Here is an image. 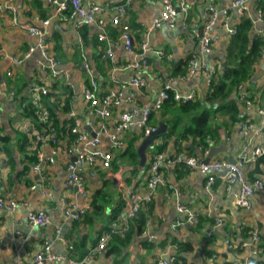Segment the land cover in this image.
Wrapping results in <instances>:
<instances>
[{
  "label": "crops",
  "instance_id": "0c3cea01",
  "mask_svg": "<svg viewBox=\"0 0 264 264\" xmlns=\"http://www.w3.org/2000/svg\"><path fill=\"white\" fill-rule=\"evenodd\" d=\"M123 1L80 0L83 7L92 4L103 7L95 18L103 19L107 24V39L99 41L95 22L80 23L79 18L68 15L64 19L56 12V5L52 0H0V3L13 8L0 12V132L10 136L9 153L13 157L10 161V157L0 149V197L18 202L11 211L0 209V264H10L16 257L20 258L21 264H30L34 251L42 249L45 242L50 245L52 254L65 260L63 263L46 264H67L65 262L68 259L82 258H76V253L73 249L70 250L68 245L76 246L81 243L84 245L81 250L87 253L96 245L98 236L111 221L125 217L126 208L123 203L121 212L116 218H112L114 204L121 197L124 200L132 192L146 193V179L150 176L149 157L156 142H159L156 137L153 146L147 149V167L146 163L145 167H139L138 160L134 165L119 163L115 168L96 167L93 174L84 173L87 196L84 198L75 188L65 185L67 162L76 155V151L68 152L73 144L71 141L63 139L55 146L40 135H34V146L27 145L25 153L18 150V136L32 123L21 114L19 104L14 101L16 89L23 87L19 93L24 94L27 88L31 100L35 95L42 98L43 88L47 92L51 89L61 93V104L70 93L69 107L80 119L79 131L93 137L94 135L86 129L89 125L91 131L98 136L100 146L110 151L109 147L115 145L112 138L119 114L130 105L123 104L114 108L109 118L89 116L86 112L87 101L83 95L84 85L89 79L86 80L83 62L86 61L93 70L100 91L110 87L115 81L141 78L142 86H129L123 91L124 97L129 94L133 99L131 107H150L162 85L166 83L179 92L190 89L203 92L205 84L199 74L178 72L184 71L178 69L182 68L184 60L187 61L192 54L199 53L197 41L192 33L193 27L202 24L203 10L207 6H214L218 11L229 9L228 23L234 26H237L242 16L230 7L232 0H186L189 8L185 13L180 11L176 15L173 28L162 25L148 30V24L160 16L163 8L161 0H134L127 6L126 15L120 24H112L110 19L113 13L107 6L113 8ZM258 10L255 2L249 1L245 15L251 21L250 37L260 35L264 40V21L258 18ZM46 19L49 22L44 25L43 21ZM218 19L216 29L220 33V39L214 44L210 54L201 56L202 61H209L215 68L226 64V45L230 36ZM121 24H127L130 29L132 52L124 48L120 38ZM26 25L40 31L43 42L47 44L48 57L58 63V68L49 66L37 48L39 37L30 35L23 27ZM143 42L147 44L148 52L142 51ZM29 46H35L36 49L25 58L24 54ZM107 47L111 49L112 57L104 58L102 54ZM155 50L163 51V54L157 55ZM17 57L22 58V63L12 66L13 75L9 77L5 74L6 69L11 66L12 58ZM143 57L150 62L149 70H135L129 66L134 59L140 60ZM260 60L251 79L253 88L264 84V58ZM114 63L116 67L112 65ZM13 83L16 89L11 87ZM259 91L255 99L264 107V97L259 98ZM43 110L47 111L48 120V110L44 106ZM154 111L156 110L152 112ZM55 113L57 119H68V115L62 112ZM216 118L219 122L218 139L211 138L205 150H201L202 146L194 144L190 138L183 140L181 146L176 145L175 139L170 138L166 141L163 151L172 154V157L181 154L184 158L196 157L204 160L212 147L222 146L213 153L210 160L234 159L239 151L241 138L234 126L227 133V129L222 125L224 121L218 115ZM132 131L141 134L138 144L146 136L142 130ZM118 137L116 136L115 140H118ZM77 148L81 146L78 145ZM32 154H35L36 159L41 154L52 161L44 162L40 173L32 172V163L26 159V155ZM12 162L13 164H10ZM176 165L182 167H173ZM164 166V182L156 188L151 199L142 202L140 207L144 229L137 232L134 224V220L140 217L139 210L135 217L128 218V229L130 224L133 225L127 242L122 245L120 240L111 238L105 248L91 259V264H149L159 256L174 255L178 241L185 246V250L180 254L187 264H248L252 258L260 256V253L251 256L249 249L242 247V243L251 241L256 234L259 236L258 246L263 248L264 166L259 174L263 188L254 191L246 207L235 204V193L240 186L230 183L223 170L206 174L198 168L186 167L179 162ZM248 171L249 169L244 170L245 175ZM209 175L214 180L207 185ZM32 185L34 188H31ZM102 191H105L106 195L102 194ZM101 194L109 200H103ZM93 202L95 205L103 204V208L95 209ZM177 203L192 212L196 220L194 224L185 221L184 215L178 216ZM86 204L89 206L87 220L75 222L78 220H71L63 214L66 207L81 209L85 208ZM41 210L48 216L49 223L45 226H31L28 223V214ZM178 219L183 222L177 224Z\"/></svg>",
  "mask_w": 264,
  "mask_h": 264
},
{
  "label": "built area",
  "instance_id": "2783aa9c",
  "mask_svg": "<svg viewBox=\"0 0 264 264\" xmlns=\"http://www.w3.org/2000/svg\"><path fill=\"white\" fill-rule=\"evenodd\" d=\"M56 5V12L61 14L65 19L67 15L69 17L79 18L80 23L90 24L92 22L96 23L98 33L97 39L103 41L107 39L106 25L103 19H96V15L100 14L103 10L102 5L92 4L90 6H82L80 0H52ZM134 0H124L121 4L110 7L107 6V9H111L113 16L110 19L112 24H120L121 19L126 15L127 6ZM249 1L256 2L257 0H232L231 8H234L238 13L244 15L247 10V5ZM163 3V8L160 12L158 19L152 20L148 24V30H154L162 25H165L169 28H173L176 24V15L181 12H186L189 8L186 0H161ZM13 10V8L7 4L0 3V12L4 9ZM67 12V14H65ZM258 18L264 21V13L259 9ZM204 21L202 24H199L192 29L194 38L197 41L199 47V53L197 55L192 54L187 60L186 73L189 75L199 74L205 87L210 86L211 79L216 71V68L212 66L209 61L201 60V56H206L211 53L213 50L214 44L219 41L220 33L216 29V22L221 20L224 30L228 35H233L236 33V26L228 23L230 11L229 9H223L218 11L214 6H207L203 10ZM107 19V18H106ZM49 20L46 19L43 21V24H48ZM25 30L30 35H36L39 37V43L37 48L41 52L42 56L46 58L50 67H55L58 63L52 58L48 57V48L47 44L43 42L42 34L40 31L29 25L23 26ZM120 38L123 41L124 48L128 52H132L133 41L130 34V29L127 24H121ZM142 51L148 52L149 48L145 42L141 45ZM36 49L35 46H29L27 52L24 54V57H29L31 52ZM110 48H104V53L102 57L111 56ZM155 54L161 55L163 51L155 50ZM260 58H264V43L261 47ZM112 57V56H111ZM113 62V61H112ZM129 64L130 67L138 70L143 68L144 70H149L150 62L147 58L143 57L142 59H134ZM22 58H12L11 66L6 69L5 74L7 76L13 75L12 66L21 65ZM116 67L115 63L112 64ZM83 69L86 71V79H89V82L85 83L83 88L84 99L87 101V110L89 116L98 117L99 119L109 118L113 109L126 104L130 105L128 109L123 110L119 114L118 122L115 125V135L112 140L116 146H120V138L127 131L132 130H142L145 135L149 134L156 127L150 124V115L153 110H160L163 104L171 99L177 101H190L193 100L198 91L196 89H190L185 92L175 91L171 86L166 83L162 85L161 90L159 91L156 99H154L152 105L146 108H136L131 107L133 99L131 95L123 96V91L126 90L129 86L138 88L143 85V80L141 78L132 77L128 81L118 82L115 81L113 85L108 88L100 91L99 84L94 78L93 70L87 64L86 61L82 64ZM55 74V73H54ZM59 74V72H57ZM56 74V75H57ZM42 93L46 94V89H42ZM245 98V96H243ZM32 101L39 107L37 112L38 118L41 120L47 119V111L43 110V103L40 100V97L35 95L32 97ZM242 114L243 119L234 120L232 125L237 130L238 135L241 138V144L239 151L234 158V162L230 160H210L204 162L200 158L196 157H187L177 154L172 157V154H169L165 151H154L149 157V169L150 176L146 179V193L140 194L139 192H132L124 198V205L126 208V215L122 219H117L111 221L106 229L98 236L96 245L90 248L87 253L80 259H68L65 263L67 264H91V259L98 253V251L105 248L106 243L112 238V236L118 234L122 235L128 230V218L135 217L140 210L142 202L148 201L151 199L153 192L156 188L164 182V176L162 168L165 164L173 163H183L186 167L198 168L201 172L210 174L213 171L223 170L226 179L230 183H235L240 186L238 191L235 193L234 202L238 206L246 207L250 203V199L255 190L263 188L262 180L257 177L253 181H248L245 175V167L250 164H254L258 158L264 155V107H262L258 102L252 99H245L243 105ZM68 119L73 120V126L71 127V132L76 134V138L73 141L72 147L68 152L76 151L74 158L67 162V176L65 178V185L73 187L76 191L84 198H87L85 186L83 182V175L86 172L93 174L97 166L108 168L112 162V154L110 151L103 149L100 146V140L95 134L93 137H90L83 131H79L80 119L76 117V114L73 111H70L68 114ZM1 116V115H0ZM91 123V122H89ZM89 126V125H88ZM23 132H28V127L23 130ZM118 137V140H115V137ZM53 137L52 132L47 136H43L46 140H49ZM38 141V140H36ZM53 142V141H52ZM80 145L81 148H77ZM113 145V146H115ZM58 147V146H57ZM77 148V150H75ZM201 149V148H200ZM52 161L51 158L43 157L39 154L38 159L30 165L32 172L40 173L43 170L44 162ZM88 171H87V170ZM214 178L209 175L207 180V185H210L213 182ZM34 188V185L31 186ZM17 201L14 200H5L0 197V209L4 208L8 211L13 210ZM89 209V206L86 204L85 208L75 209L73 207H66L63 211V214L66 218L71 220H78L82 215H84ZM176 210L179 217L184 215L185 221L194 224L196 222L195 216L191 211L187 210L182 204H176ZM183 221L178 219L177 224L182 223ZM28 223L31 226H45L49 223V218L44 211L30 212L28 214ZM153 237H150L152 239ZM259 236L254 234L251 241L243 242L242 247H247L251 256H256L261 248L258 246ZM68 248L72 250V245H68ZM39 251V252H38ZM34 251L30 264H46L48 262H60L63 263L65 260L51 253L50 245L45 242L42 245V249ZM173 262L172 256H159L158 258L151 261L149 264H171ZM10 264H21L20 258L16 257L12 260ZM248 264H252L251 261Z\"/></svg>",
  "mask_w": 264,
  "mask_h": 264
},
{
  "label": "trees",
  "instance_id": "16d2710c",
  "mask_svg": "<svg viewBox=\"0 0 264 264\" xmlns=\"http://www.w3.org/2000/svg\"><path fill=\"white\" fill-rule=\"evenodd\" d=\"M255 6L256 9H260L264 13V0L256 1ZM65 14H67V12H65ZM250 27V19L245 14L242 15L236 26V33L228 37L225 55L226 64L220 68H216L210 86L205 87L203 92L199 91L193 100L183 102L181 100L177 101L169 99L163 104L158 112L154 111L151 113L149 118L151 125L156 127L160 121L166 124V132L157 137L159 142H156L154 151H163L167 144L166 141L170 138L175 139V144L178 146L182 145L183 140L190 138L194 144L202 146L200 147L201 150H205V148L209 146L211 138L214 137L215 139H218L217 126L219 122L216 120V115L220 116L224 121L222 122V125H224V128L227 129V133H229L228 131L233 128L232 122L244 118L242 110L245 99H252L257 102L255 96L258 94L259 90V98L263 99L264 84L253 88V85L251 86L250 83L255 72V67L261 61L260 52L264 40L260 35L250 37ZM186 68L187 61L184 60L182 68H178L184 71L178 72L186 74ZM11 87L16 89L15 83H13ZM20 88L21 87H18V89H16L14 101L19 104L21 114L26 119L30 120L32 125L28 127V132L20 133L18 136L16 141L19 146L18 150L25 153L28 148L27 145L31 144L34 146V135H40L43 138L44 135L47 136L50 132H52L53 137L48 140V143L56 146L57 143L61 142L63 139L73 143L76 138V134L71 132L73 120L57 119L55 113L56 111H59L67 115L70 112V93H68V97L66 95V100H64L62 104L60 92H55L50 89L46 94H42L44 101L42 98H40V100L48 110L49 118L48 120H41L37 115L39 107H37L31 98H29L30 95L27 88L26 91H24V94L19 93L23 87L22 89ZM243 96H245V98H243ZM240 105L242 106V109H240ZM214 118L215 120H213ZM140 136V132H126L121 138L120 146L109 147L112 154L110 167L115 168L119 163L134 165L138 162L139 158L136 152V145H138ZM10 146V136L4 135L0 132V149H2V151L10 157V161H12L13 157L9 153ZM146 153H148V150ZM26 157L30 163L36 161L35 154L26 155ZM10 164H13V162ZM263 166L264 155L260 156L254 164L248 165L245 168V170L249 169L246 175L248 181L260 177L259 174L262 172ZM99 167L100 166H97V168ZM173 167L180 168L182 166L176 165ZM164 169H166L165 166L161 170L164 172ZM83 182L85 186L84 175ZM102 194L106 195V192L102 191ZM102 194L101 196L103 200L108 201L109 198ZM123 203L124 200L121 197L120 200L114 204L113 214L111 215L112 218H116V215L121 212L123 209ZM92 204L95 209L100 210L103 208V204L95 205V202ZM87 213L88 211L75 222H80L84 219L87 220ZM140 213V217L134 220L135 222L132 221L136 224L137 232H141L145 227L141 210ZM132 225L133 224H130L128 231L122 236L116 234L112 236V238L120 240L122 245L125 244L132 233ZM178 242L172 263L187 264L180 254L183 249L185 250V246ZM70 245H72V249L76 253V258L85 255L86 252L81 250L84 245L81 243H78L76 246L73 244ZM259 253L260 254L258 255L260 256L250 260L252 264H264V244Z\"/></svg>",
  "mask_w": 264,
  "mask_h": 264
},
{
  "label": "water",
  "instance_id": "95a60500",
  "mask_svg": "<svg viewBox=\"0 0 264 264\" xmlns=\"http://www.w3.org/2000/svg\"><path fill=\"white\" fill-rule=\"evenodd\" d=\"M56 68L59 67V65L55 66ZM87 130H89L91 132V135H95L94 132L91 131L90 127H86ZM166 132V125L163 122H160L158 124V126L151 131L149 134H147L138 144V146L136 147V151L139 157V167H145V163H146V150L150 147L153 146L154 144V140L156 137H158L161 134H164ZM222 147V146H220ZM214 148L212 147L208 156L203 160L205 163L208 162L210 160V158L212 157L213 153L215 151H218L221 148ZM231 162H234V159L230 160Z\"/></svg>",
  "mask_w": 264,
  "mask_h": 264
},
{
  "label": "rangeland",
  "instance_id": "374dc122",
  "mask_svg": "<svg viewBox=\"0 0 264 264\" xmlns=\"http://www.w3.org/2000/svg\"><path fill=\"white\" fill-rule=\"evenodd\" d=\"M258 1V0H257ZM5 10V9H4ZM3 12V11H2ZM241 15V14H240Z\"/></svg>",
  "mask_w": 264,
  "mask_h": 264
},
{
  "label": "bare ground",
  "instance_id": "6f19581e",
  "mask_svg": "<svg viewBox=\"0 0 264 264\" xmlns=\"http://www.w3.org/2000/svg\"><path fill=\"white\" fill-rule=\"evenodd\" d=\"M79 70V69H78ZM213 194V193H212Z\"/></svg>",
  "mask_w": 264,
  "mask_h": 264
}]
</instances>
